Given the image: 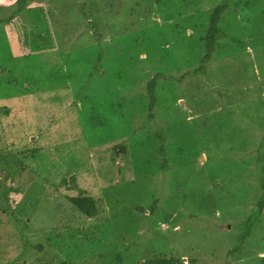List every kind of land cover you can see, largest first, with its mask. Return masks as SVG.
<instances>
[{"label": "rangeland", "instance_id": "1", "mask_svg": "<svg viewBox=\"0 0 264 264\" xmlns=\"http://www.w3.org/2000/svg\"><path fill=\"white\" fill-rule=\"evenodd\" d=\"M222 2L35 0L14 15L15 0H0V19L12 16L0 23V146L37 140L26 163L53 183L13 195L32 205L29 234L68 224L78 231L62 254L106 251L109 264H264V0H227L201 62ZM38 5L47 50L30 25ZM63 176L97 197L103 220L71 211ZM18 243L0 212V264Z\"/></svg>", "mask_w": 264, "mask_h": 264}, {"label": "trees", "instance_id": "2", "mask_svg": "<svg viewBox=\"0 0 264 264\" xmlns=\"http://www.w3.org/2000/svg\"><path fill=\"white\" fill-rule=\"evenodd\" d=\"M35 0H15L16 6L12 8V13L19 14L24 9L28 12L27 8L31 2ZM216 6H214L209 15V23L206 29V32L203 36V42L205 45V55L201 59L202 61L209 60L211 53L214 50L215 45L219 41L218 34V23L221 19V16L225 10L228 9L229 4L227 0ZM40 4V3H39ZM27 8V9H26ZM36 10L32 14L30 13V25L33 29L37 30L38 39L41 41V49L47 50L51 45V35L46 33L47 36H42L39 26L41 21H44V17L40 16V13L43 10L41 5L34 7ZM12 14V15H13ZM12 16L7 19H0V23L4 21H10ZM39 29V30H38ZM54 64L51 65L53 68ZM203 64L201 63L197 69H201ZM52 71V70H51ZM49 71V73L51 72ZM160 74L156 73L148 81H146V95H148V110L149 116H153L152 108L154 105V88L156 84V79ZM9 83H14L13 79H7ZM160 136V135H159ZM5 145V144H4ZM2 144L0 146V175L10 178V183L3 182L0 186V212H3L9 220L16 226L20 243L18 245H12L11 250H8L3 258L2 264H109L105 257L106 251H100L95 255V252L89 253L88 256L84 255L80 257L77 254H62L63 250H66L67 247L64 246L67 243H75L77 228L71 227L68 224L55 225L51 228H38L40 229V234H29V230H32V226L28 223L26 216V208H31L32 205L28 204V199L20 200L16 203L14 201V194L20 193L25 194L26 189L32 187V184L38 182L41 184L52 183L50 180L49 173H38L35 169L31 168L26 161H32L37 158L39 151L43 149L42 145L38 144V141L35 140V143L31 146H25L21 149H12L11 144L7 143L5 146ZM4 146V147H3ZM127 145L119 141L113 146V151L120 153L127 157L128 152ZM127 163V161H126ZM40 174V175H39ZM49 174V175H47ZM26 176V177H24ZM262 185H264V176L261 175ZM73 180H76L75 177H72ZM53 184V183H52ZM59 184L65 185L67 189H73L77 192L74 194L68 193L65 194V200L70 206L71 211L77 213L79 216L85 218H91L96 221L103 220L102 215L103 209L102 204L97 200V197L88 193L85 189L75 187L76 185L69 184L66 178L63 176L59 180ZM58 184V185H59ZM264 200L260 201V204ZM28 205V207H26ZM18 207H23L22 210H19ZM24 212V213H23ZM38 229H36L38 231ZM108 253V252H107ZM7 255V257H6ZM95 255V256H94ZM80 258V259H79ZM83 258V259H82ZM180 259L175 256H153L144 261L143 264H180Z\"/></svg>", "mask_w": 264, "mask_h": 264}]
</instances>
